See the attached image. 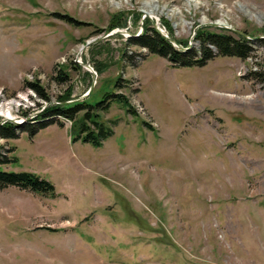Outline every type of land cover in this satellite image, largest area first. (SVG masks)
<instances>
[{
	"label": "rangeland",
	"instance_id": "374dc122",
	"mask_svg": "<svg viewBox=\"0 0 264 264\" xmlns=\"http://www.w3.org/2000/svg\"><path fill=\"white\" fill-rule=\"evenodd\" d=\"M152 20L188 49L205 31L244 33L250 49L173 67L128 43ZM98 38L81 53L97 70L84 98L123 93L137 115L118 101L98 111L112 129L98 147L73 141L74 121L61 116L29 134L47 110L87 93L92 75L76 55ZM260 38L264 0H0V103L14 104L0 114V133H14L0 136L1 168L55 187L0 189V264H264Z\"/></svg>",
	"mask_w": 264,
	"mask_h": 264
},
{
	"label": "trees",
	"instance_id": "16d2710c",
	"mask_svg": "<svg viewBox=\"0 0 264 264\" xmlns=\"http://www.w3.org/2000/svg\"><path fill=\"white\" fill-rule=\"evenodd\" d=\"M65 17L71 22H79L66 15ZM196 36H200L199 49L197 50H194V48L187 50L178 49L152 27L143 30L141 35L129 37L127 40L128 43L147 47L150 54L166 57L173 67L203 66L208 60L216 55H236L240 57H246L248 50L250 49V45L247 44L248 39L247 37L245 38V36H242L240 39L229 34H221L211 31L197 33ZM263 40V38H260V41ZM212 47L217 50V53L212 49ZM55 79L58 81H64L67 79V77L59 71L58 75L55 76ZM120 80L121 77H117V79L113 82L114 88H121ZM27 84L40 97L46 99V94L44 93L43 88L39 86L37 81H29ZM104 97L105 98L103 99H97L93 103L87 98L71 103H58L41 115V118L43 119L49 117L47 120L38 122L37 126L34 128H32V126H29L30 128L28 127L29 134L33 135L39 129L52 123L51 116H61L74 121L72 126L73 141L82 140L83 142H87L95 147H98L102 144L104 139L112 135L111 127L99 119L98 111H106L112 101H118L127 112L131 113L132 115H137L136 109H134L133 105L123 93L108 92L104 95ZM70 98L73 97L69 96L63 100H68ZM80 111L83 112L79 118L76 119L77 113ZM143 123L146 124L148 128H150L148 123L144 121ZM1 129V137H14L12 129L4 127H1ZM8 160L9 159H7L5 154L3 156V154L0 153V189L9 186H18L20 188L29 189L40 194H55L54 185L49 180L41 178L38 176V174L32 171H16L1 168V165L7 163ZM12 160L14 161L15 157L10 159V161Z\"/></svg>",
	"mask_w": 264,
	"mask_h": 264
},
{
	"label": "water",
	"instance_id": "95a60500",
	"mask_svg": "<svg viewBox=\"0 0 264 264\" xmlns=\"http://www.w3.org/2000/svg\"><path fill=\"white\" fill-rule=\"evenodd\" d=\"M152 24H153V26H154V28L156 29V31L160 34V35H162V36H164L173 46H175V47H177L178 49H180V50H187L188 48H190V45H188V46H182L181 44H179V43H177L171 36H169L166 32H165V30L163 29H161V27H160V25L155 21H153L152 20ZM215 25H217L216 23H214ZM241 33V32H240ZM112 33H110L109 35H111ZM242 35H244L245 37H246V35L244 34V33H241ZM109 35H107V36H109ZM106 36V37H107ZM248 38V37H247ZM100 40V38H98V39H92V40H88V41H86L85 42V44L84 45H82L81 46V48H80V50L78 51V53H77V59H76V61L80 64V65H82L84 68H86L90 73H91V75H92V82H91V85L89 86V88H88V91H87V93H85V94H83V95H80L79 97H76V98H72V99H69V100H67V101H65V102H63V103H71V102H74V101H79V100H82L84 97H86L89 93H90V91L92 90V88H93V86H94V84H95V82H96V70H94V68L90 65V64H88L87 62H84V61H81L80 60V58H81V53H82V50L85 48V47H88V46H90L92 43H94V42H97V41H99Z\"/></svg>",
	"mask_w": 264,
	"mask_h": 264
},
{
	"label": "bare ground",
	"instance_id": "6f19581e",
	"mask_svg": "<svg viewBox=\"0 0 264 264\" xmlns=\"http://www.w3.org/2000/svg\"><path fill=\"white\" fill-rule=\"evenodd\" d=\"M13 107H14V104L12 103V101H6V102L2 101L0 103V114H3L4 116H7V117H11V113H12L11 110Z\"/></svg>",
	"mask_w": 264,
	"mask_h": 264
},
{
	"label": "crops",
	"instance_id": "0c3cea01",
	"mask_svg": "<svg viewBox=\"0 0 264 264\" xmlns=\"http://www.w3.org/2000/svg\"><path fill=\"white\" fill-rule=\"evenodd\" d=\"M199 85V84H198ZM193 86V85H192ZM195 86V85H194Z\"/></svg>",
	"mask_w": 264,
	"mask_h": 264
}]
</instances>
